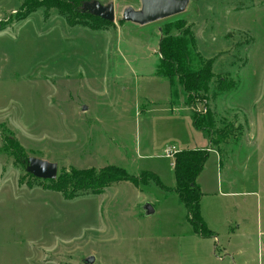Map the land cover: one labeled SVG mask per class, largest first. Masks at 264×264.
<instances>
[{
  "label": "rangeland",
  "instance_id": "rangeland-1",
  "mask_svg": "<svg viewBox=\"0 0 264 264\" xmlns=\"http://www.w3.org/2000/svg\"><path fill=\"white\" fill-rule=\"evenodd\" d=\"M77 1L112 24L70 26L44 7L17 22L25 0H0V264L264 263V0H189L145 26L120 22L139 0ZM187 29L212 60L205 100L187 102L176 79L169 90L156 75L159 39ZM219 79L233 88L216 93ZM205 107L209 138L191 120ZM168 147L209 151L196 183L214 254L176 194L148 178L142 191L121 182L67 200L27 172L29 160L57 175L112 165L172 189Z\"/></svg>",
  "mask_w": 264,
  "mask_h": 264
},
{
  "label": "trees",
  "instance_id": "trees-1",
  "mask_svg": "<svg viewBox=\"0 0 264 264\" xmlns=\"http://www.w3.org/2000/svg\"><path fill=\"white\" fill-rule=\"evenodd\" d=\"M77 0H25L22 8L15 13L14 20L19 22L26 19L37 8L55 9L64 17L70 26H82L92 30L106 28L112 23L101 19L96 15L81 13L78 10ZM120 22H123L120 20ZM159 63L156 68V75L166 78L172 90V81L177 80L182 92L186 96V101H197L208 94L211 82L214 78L212 72V60L202 59L196 50L193 33L187 29L177 35H170V30H166L158 43ZM233 88L232 82H225L219 79L215 92L222 94ZM172 95V91H171ZM192 126L195 130L205 133L211 126L212 115L205 107V115L192 113ZM209 138V136H208ZM14 149L22 154L17 143H13ZM209 151L207 149L181 150L174 155L172 167L175 187L172 189L164 187L158 178L149 172H143L139 176L129 175L124 169L112 165L101 167L97 170L70 169L68 172H61L53 180L47 181L46 188L50 191L63 195L67 200L82 196H99L111 186L129 182L133 187L142 191L143 186H147V178L152 183L165 192H174L179 202L184 206L188 222L193 233L202 239H212L214 234L207 229L201 214L200 200L202 192L196 183L203 166L207 160ZM32 178L37 180L33 175ZM39 180V179H38ZM215 240V238H214Z\"/></svg>",
  "mask_w": 264,
  "mask_h": 264
},
{
  "label": "water",
  "instance_id": "water-1",
  "mask_svg": "<svg viewBox=\"0 0 264 264\" xmlns=\"http://www.w3.org/2000/svg\"><path fill=\"white\" fill-rule=\"evenodd\" d=\"M188 1L139 0L140 8L138 10L125 8L122 12L121 20L138 26H145L183 13ZM27 172L39 180H53L57 175V169L54 164L38 160H29ZM144 211L146 215L153 213V209L148 203L145 204ZM93 261L94 258L89 256L83 260V263L92 264Z\"/></svg>",
  "mask_w": 264,
  "mask_h": 264
},
{
  "label": "built area",
  "instance_id": "built-area-1",
  "mask_svg": "<svg viewBox=\"0 0 264 264\" xmlns=\"http://www.w3.org/2000/svg\"><path fill=\"white\" fill-rule=\"evenodd\" d=\"M178 151L174 148V147H168L165 150H163L162 155L168 159H172V163L171 166L173 167V163H174V155L177 153Z\"/></svg>",
  "mask_w": 264,
  "mask_h": 264
},
{
  "label": "crops",
  "instance_id": "crops-1",
  "mask_svg": "<svg viewBox=\"0 0 264 264\" xmlns=\"http://www.w3.org/2000/svg\"><path fill=\"white\" fill-rule=\"evenodd\" d=\"M170 90V89H169ZM169 96H170V94H169ZM168 101V100H167ZM170 104V103H169ZM201 149H203V148H201ZM205 149V148H204ZM207 149V148H206ZM113 186H116V184L115 185H113ZM112 186V187H113ZM112 187H110V188H112ZM110 188H108V189H110ZM107 189V190H108ZM201 214V213H200ZM193 235H194V233H193ZM194 236H196V235H194ZM214 238L216 239V236L214 235V237L212 238L213 239V244H212V253L214 254L215 253V243H214ZM209 239H202L201 241H208ZM217 244H218V242H217ZM240 254H242V252L241 253H239L238 255H240ZM210 256H212V254H211V252H209V258H210ZM218 259H220V258H218ZM260 264H264L263 262H262V260H260V262H259Z\"/></svg>",
  "mask_w": 264,
  "mask_h": 264
}]
</instances>
